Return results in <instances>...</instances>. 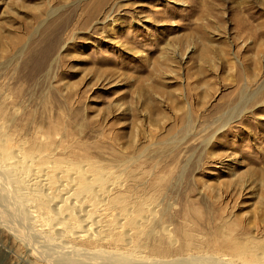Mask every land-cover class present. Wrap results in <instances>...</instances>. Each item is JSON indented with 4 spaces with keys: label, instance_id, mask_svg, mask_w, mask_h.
<instances>
[{
    "label": "rangeland",
    "instance_id": "1",
    "mask_svg": "<svg viewBox=\"0 0 264 264\" xmlns=\"http://www.w3.org/2000/svg\"><path fill=\"white\" fill-rule=\"evenodd\" d=\"M0 176V264H264V0H0Z\"/></svg>",
    "mask_w": 264,
    "mask_h": 264
},
{
    "label": "bare ground",
    "instance_id": "2",
    "mask_svg": "<svg viewBox=\"0 0 264 264\" xmlns=\"http://www.w3.org/2000/svg\"><path fill=\"white\" fill-rule=\"evenodd\" d=\"M6 178H8V177H6ZM10 184H11L10 180H8V179L6 180L5 178H3V176L2 177L0 176V206H2V207H0V212L2 211L4 213L6 212L8 214L7 218L5 217L6 219H8L9 218L8 216L10 215L11 218L14 220L15 216L20 211L19 209H21V200L19 198H16V196H17L16 194H15L16 196L14 195V197H12L9 194V191L11 189V185ZM26 205L27 204L24 203V207ZM15 221L17 222L16 219H15ZM9 223H10V220H9ZM17 225H21V223L18 224V222H17ZM22 227H23V223H22ZM16 228L17 227L15 226L14 229H16ZM23 230L24 229H22V230L20 229L21 232ZM24 231H23V233H24ZM21 232L18 231V233H21ZM28 232H29V230H28ZM26 233H27V231H25L24 234L26 235ZM27 236H28V233H27ZM29 236H30V234H29ZM54 244H55L54 245V247H55L57 244L56 243H54ZM52 246H53V242H52ZM56 247L57 248L60 247L61 249L63 248V246H61V245L59 247L57 245ZM67 250H69V249H67ZM52 251H53V249H52ZM54 251H56V250H54ZM79 252L73 251L72 254H69V253H64V251H63V253L57 252L59 254L54 255V256L50 255L51 253L47 255V253H49V252H47L45 255L49 258V261L52 264H153L152 262L147 261V260H140L139 259L137 261L136 260L135 261H133V260L130 261L129 259H120V258L113 257V256L110 257L109 255H105V253H101V252H99V253H96V252L95 253H93V252L92 253L91 252L90 253H87V252L83 253L82 252V254H86L85 256L81 255V253H79ZM43 256H44V254H43ZM156 263H154V264H156ZM157 264H159V263H157ZM167 264H223V263H221L220 261L218 262L216 259H211V258L210 259H203V258L197 257V258H191L190 260L176 259L175 261L169 262Z\"/></svg>",
    "mask_w": 264,
    "mask_h": 264
}]
</instances>
